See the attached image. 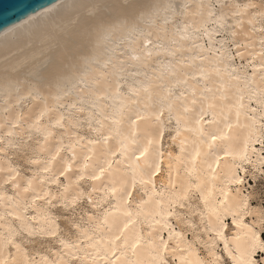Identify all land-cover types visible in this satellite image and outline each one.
<instances>
[{"label":"snow or ice","instance_id":"6c2138e0","mask_svg":"<svg viewBox=\"0 0 264 264\" xmlns=\"http://www.w3.org/2000/svg\"><path fill=\"white\" fill-rule=\"evenodd\" d=\"M80 7L87 17L83 37L87 39L91 35L88 20L96 21L94 48L103 45L106 58L101 60L96 54L82 56L83 70L76 75V82L87 88L90 75L103 77L106 96L120 101L113 107L121 116L126 106L134 102L133 97L144 95L150 99L154 88L152 81L142 82L138 87L129 86L128 94H123L120 88L125 61H119V66L112 63L121 45L126 43L143 45V55L129 57L137 65L152 57L153 47L162 48L153 46L148 38L150 34L139 27L141 22L153 25L162 21L164 25L169 22L175 25L179 17H199V21H193L195 26L183 23L175 32L180 41L192 42L188 51L199 50L188 58L187 66L194 71L193 79L200 77L203 87L189 83L187 73H183L181 79L173 71L179 69L183 60L164 66L171 78L160 86L155 103H145L129 112L127 133L122 134L119 127L116 129L118 147H106L95 163H90L91 158L85 156L75 181L69 179L65 184L59 179L72 175L71 161H64L61 169L53 171V162L61 152L59 147L43 161H31L43 164L23 190L31 192V200L0 192V205H3L0 264H264V0L258 3L256 0L243 3L199 0L194 5L195 11L190 10V0H161L147 6V13L140 11L135 19L120 15L109 20L100 18V14L113 5L103 0H92L87 5H69L66 0H59L55 7L29 16L12 29L0 31V38L7 39L15 32L22 33L23 39H30L28 33H23L24 28L53 17L61 9ZM226 8L228 12L224 11ZM245 22L251 26L249 31H244ZM71 23H80L79 14ZM257 24L261 25L259 29ZM56 27L63 30L62 25ZM257 33L259 52L255 51L254 39L248 43L238 39L241 34L250 37ZM205 37L207 47L198 43ZM177 43L173 39L172 47L163 51L175 57L177 52L183 51L182 43L179 48ZM237 59L246 63L237 65ZM98 63L114 69L110 80L94 67ZM48 71V63L29 70L25 80L15 81L17 91L24 89L28 97L39 99L44 89L50 93L54 90V99L59 101L65 94L68 78L55 76L53 70L54 79L49 80L45 75ZM210 82L214 87L209 86ZM4 87L7 92L11 84L6 83ZM185 87L191 91V98L183 90ZM177 88L181 89L179 94ZM81 92L103 116L104 106L92 99L97 93L84 88ZM24 99L20 96L17 103ZM67 107L75 108V104ZM47 110L45 104L40 115ZM19 119L17 116L16 120ZM173 120L175 128L169 130L165 125ZM56 123L63 127L61 120ZM96 123L99 127L92 131L97 133L98 140H91L89 144L107 146L109 141L103 136V124L100 120ZM114 123L119 126L120 120ZM43 131L50 134L47 129ZM166 132L178 143L179 152L174 157L171 152L165 157L161 150ZM141 133L142 138H139ZM7 135H12L11 130ZM7 145L15 147L10 140ZM73 147L69 145L66 150L73 151ZM89 167L91 172L86 175ZM0 172L6 173L4 183L11 182L19 189V172L15 168H0ZM36 181H40L39 191L33 187ZM88 182H91L90 190H85L83 184ZM44 185H56L61 190L54 194L45 190ZM69 192L74 193L71 199L67 198ZM97 193H102L99 199L95 197ZM84 203L88 205L87 210L82 207ZM78 208L82 214L77 219L74 214ZM145 208L149 211H144ZM30 209L35 211L32 216L28 215ZM53 210L61 215H53ZM61 216L70 225L68 235L59 226ZM228 216L232 217L231 225L245 233L243 250L237 245L234 252L229 246L224 231L229 229V224L224 222V217ZM32 221H42L43 226L33 227ZM14 223L18 227H13ZM37 237L51 238L48 251L54 259L42 256L38 262L22 247L35 243ZM233 239L238 240V237ZM218 240L224 241L222 249L218 248ZM56 243L60 247L52 252ZM11 249H15V254Z\"/></svg>","mask_w":264,"mask_h":264},{"label":"bare ground","instance_id":"6f19581e","mask_svg":"<svg viewBox=\"0 0 264 264\" xmlns=\"http://www.w3.org/2000/svg\"><path fill=\"white\" fill-rule=\"evenodd\" d=\"M59 1L54 2L37 12L29 15L35 16L36 13L42 12L45 9H51L57 5ZM66 2L71 5L73 3L80 5H87L92 2V0H66ZM104 3L113 5L106 11H102L100 18L104 20H109L120 15H126L130 19H135L140 11L147 13L149 8L147 6L160 3L161 0H103ZM166 2V0H165ZM199 0H190V10L195 11V3ZM215 3L216 0H213ZM225 3H230L232 0H224ZM236 2H247V0H236ZM258 3L259 0H256ZM121 3L128 4V7L121 8L116 7ZM219 11V9H218ZM225 12L229 10L224 9ZM79 14L80 23L72 24V19ZM18 21L14 25L20 24L21 21L27 20L29 17ZM87 19L85 16V10L83 7L80 8H68L61 9L51 18L42 19L38 24L34 23L29 25L28 28L23 29V33H28L30 39H23L22 33L10 34L7 39L0 38V137H5L4 140H0V149H6L0 151V168L7 169L8 167L15 168L19 172V177L17 182L19 184V189L15 188L11 182L4 183L6 179V173L0 172V192L5 193L9 197H14L23 200L27 197L31 200V192L25 193L23 190L27 187L28 179L32 178L34 173L40 172L43 164H34L31 161H43L51 153L55 152L56 148H61L60 155L54 161L53 171L61 169L64 161H71L73 168L69 171L72 175L68 179L64 177H59L63 183L67 184L69 179L72 181L76 180V175L79 173L80 168L84 165V157H90V163H95L99 158L100 154L105 150L106 147H118L119 137L116 136V129L119 127V131L122 134H126L128 130V114L129 112H134L138 107H142L145 103H155L156 93L159 92L160 86L162 84H167L171 78L169 70L164 67L169 63L175 65L178 61L183 60V64L179 69H173L177 72L179 78L183 79V73H187L189 78V83L198 84L203 87V82L199 76H194V71L192 68L188 67V58L194 56L198 49L195 51H188L192 47L191 41H180V37L176 34L175 29L177 27H183V23L193 24V21H199V17L185 16L177 18V23L173 25L171 22L164 25L162 21H158L156 24L149 25L145 22H141L139 27L143 30L145 34H150L149 39L152 41L153 46L161 45L162 48L153 47L151 50L153 55L150 59L146 60L142 64H135L129 59L132 55H143L144 48L141 43L136 44H123L119 48L116 59L113 60V64L119 66V61H125L124 68L125 73L121 78V88L120 91L127 95L129 86L138 87L142 82L152 81L154 88L151 98H147L141 95L139 98L133 97V103L127 105L124 110V115L121 116L120 113L114 110L113 104L117 106L120 101H114L110 96H106L105 80L103 77L96 74L90 75L88 79V86L79 84L76 82V75L81 72V57L84 55H99V58L105 59L103 54V45L95 47L96 44V21L88 20L90 25L91 35L85 39L83 37V25L84 21ZM229 23L232 20L229 19ZM7 28L12 29L13 26ZM56 25H62L63 30H60ZM195 26V24H193ZM260 24L256 25L259 29ZM250 25L245 22L244 31H249ZM176 39L178 41L176 47L179 48L181 43L183 45V51L177 52L176 56L173 57L167 52L163 51V48H171V41ZM219 39V37H217ZM239 41L242 43H248L250 39L256 41L255 51L259 52V34H253L250 37H245L241 34L238 37ZM207 38L198 41V43H204L205 47ZM218 46V45H217ZM251 58V57H249ZM50 61V62H49ZM41 63H48L49 71L45 73L46 77L51 80L55 76L67 77V82L64 87V95L61 96L59 101L54 99L56 95L55 91L44 89L41 93L39 99H33L28 97L26 91L21 89L19 92L16 89L15 81H23L27 78L29 70L34 67H38ZM197 65L200 61L195 62ZM246 63V61H241L237 59L236 64ZM235 66V65H233ZM99 72L104 73L105 76L110 80L111 74L114 69L109 66L105 67L103 64H95ZM54 70V75H53ZM215 79V78H213ZM99 80L100 83H96ZM11 84L7 92L5 91V84ZM210 87H214L212 82L209 83ZM84 88L85 91L91 89L97 93V96L92 97L96 99L99 105H103V116L100 114L99 108H93L91 103H89V97L81 92ZM181 89L177 88V94ZM187 92L188 96L191 98V91L185 87L183 89ZM20 96H24L25 99L17 103ZM199 92L197 93V97ZM138 101V103L136 102ZM45 104H47L48 110L43 116L40 115L41 111L44 109ZM75 104V108H69L68 105ZM255 106V105H253ZM80 109H83L81 111ZM17 116L20 117L19 121L16 120ZM63 117V119H61ZM91 117V118H90ZM135 119V116L132 117ZM57 120H61L63 127L56 123ZM100 120L103 124V136L108 137V145L105 146L102 143L89 144L91 140H98L97 133L92 131L99 127L96 121ZM114 120H120L119 126L114 123ZM12 122V123H10ZM89 123H91V129L89 128ZM145 127V126H141ZM169 130L175 128V120L170 124L165 125ZM40 128L41 131H37ZM47 129L46 134L43 130ZM11 130L12 135L8 136V132ZM149 130H151L149 128ZM207 130V129H206ZM227 131V130H226ZM171 135H175L174 131H170ZM142 138V133L140 137ZM10 140L15 147H9L7 141ZM162 144V151L165 152V157H167L168 152H171L173 157L179 152L178 143H174L169 138V132L165 133V137ZM69 145H73V151L75 152V158L73 159V151H67ZM61 157L63 159H61ZM167 159H165V164H167ZM175 162L174 160L172 161ZM91 172V167L85 170V174ZM193 181L195 182V175H193ZM40 181H36L33 187H37ZM91 182L83 184L85 190H90ZM99 187V185H98ZM45 190H49L54 194L60 191L56 185H44ZM74 193L69 192L67 195L68 199H71ZM102 193L95 194V197L99 199ZM147 199V197H144ZM115 203V201H113ZM59 204V201H57ZM39 207H43L41 202H37ZM82 207L87 210V203L82 204ZM144 211H149L145 208ZM3 213V205H0V214ZM35 214L33 209L28 212L29 216ZM53 215L60 216V212L53 210ZM81 211L78 208L74 214L77 219L81 215ZM232 217H224V222L229 224V229L224 230L225 236L229 242V246L235 252L237 245L243 250L246 246V236L244 231L238 230L234 225H231ZM2 223V222H0ZM60 228L63 230L65 235L70 232V225L63 219L58 221ZM13 227H18L17 223L12 225ZM31 226L41 227L43 226L42 221H32ZM0 231L3 228L0 227ZM215 235V233H213ZM131 236V233H129ZM233 237H238V240H234ZM74 238V233H73ZM206 238V236H205ZM25 239L27 237L25 236ZM35 243L23 244L30 256H35V259L39 262L42 256H48L49 259H54L55 257L49 253L48 245L51 244V238L47 237H37L35 238ZM188 239H191L189 235ZM40 241H44L42 244ZM19 243L20 241L17 240ZM224 245L223 240H218V248L222 249ZM59 244L56 243L52 246V252L59 249ZM199 252V248H197ZM11 252L15 254V249H11ZM39 252V255L36 253ZM219 254V252H218ZM203 255V253H201ZM226 255V254H225ZM239 256V252H236Z\"/></svg>","mask_w":264,"mask_h":264},{"label":"water","instance_id":"95a60500","mask_svg":"<svg viewBox=\"0 0 264 264\" xmlns=\"http://www.w3.org/2000/svg\"><path fill=\"white\" fill-rule=\"evenodd\" d=\"M59 0H0V31Z\"/></svg>","mask_w":264,"mask_h":264},{"label":"rangeland","instance_id":"374dc122","mask_svg":"<svg viewBox=\"0 0 264 264\" xmlns=\"http://www.w3.org/2000/svg\"><path fill=\"white\" fill-rule=\"evenodd\" d=\"M220 38V37H219ZM249 183H252V181H249Z\"/></svg>","mask_w":264,"mask_h":264}]
</instances>
